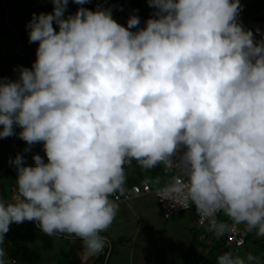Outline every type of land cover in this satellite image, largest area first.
Instances as JSON below:
<instances>
[{
	"label": "clouds",
	"instance_id": "obj_1",
	"mask_svg": "<svg viewBox=\"0 0 264 264\" xmlns=\"http://www.w3.org/2000/svg\"><path fill=\"white\" fill-rule=\"evenodd\" d=\"M50 2L53 12L26 26L38 43L31 69L0 77V139L19 127L24 151L42 143L47 158L12 161L15 191L0 197V264H17L5 236L26 221L49 237L79 239L83 259L101 253L132 161L176 169L161 200L194 205L215 236L233 230L217 219L223 213L264 237V37L239 22L240 0H147L155 11L143 28L136 15L124 27L110 8L65 17L69 0ZM217 264L264 261L228 251Z\"/></svg>",
	"mask_w": 264,
	"mask_h": 264
},
{
	"label": "rangeland",
	"instance_id": "obj_2",
	"mask_svg": "<svg viewBox=\"0 0 264 264\" xmlns=\"http://www.w3.org/2000/svg\"><path fill=\"white\" fill-rule=\"evenodd\" d=\"M102 2L103 0H91L90 4H92L94 9H97L101 7ZM240 2L243 10L238 19L246 30L249 22L256 18L264 17V0H240ZM53 7L50 0H0V60L2 62H8L16 52L15 46L11 42L12 37H14L12 27L16 25L20 28L26 27L31 21L33 14H51ZM80 7L85 8V5H77L69 0L65 17L74 15ZM154 11L155 9L149 7L147 0H124L122 15H136L139 19L150 16L153 18ZM112 18L120 25L127 27V21L121 19L116 11L112 12ZM146 21H142L139 27H145ZM54 28L58 31V27L55 24ZM136 30L132 29V31ZM14 131L17 135L0 139V177L4 197L7 199L10 197L12 187L15 190L17 171L12 161L15 160L16 156L24 157L25 166H33L30 163L32 157L36 154H44L42 143L31 146L30 150L25 152L24 150L29 146L18 138V133L21 129L16 127ZM45 162H47L46 157ZM140 168L136 161L125 165L126 183L124 187L142 181L143 176ZM145 176L153 189L172 182L176 172L160 165L156 169L145 170ZM128 203L129 205H127ZM127 204H122L124 206L123 209L130 212L127 214L125 211H120L115 218L116 223L118 222L127 227V231L124 232L126 236L125 244L128 248L135 241L134 239H136L138 244L143 238L141 244L143 247L146 246L145 255L147 259L143 261L134 259L133 264H185L184 258L187 255L185 250L187 246L190 247L191 241H193V253L190 259L195 261L196 264H209L212 253L224 237V235L221 237L215 236L214 233L208 231L207 225L200 231L196 230L193 212H184L170 219H164L153 194L131 196ZM121 217L124 218L123 223L118 220ZM217 219L221 222L233 223L224 214L217 215ZM237 227L244 233V225H237ZM18 234H25V236L20 238ZM244 235L246 236L245 244L236 250L230 248L228 251L241 257L251 253L264 261V237H257L255 232L244 233ZM195 236H198L196 241L193 240ZM114 238L115 236H112V239ZM129 239H131V242ZM145 239H148L146 240V245ZM70 243L72 242L67 239V236L49 237L40 231L38 223L26 221L21 224L13 223L10 226V230L5 236L4 248L9 259L14 258L17 264H40L48 260L60 261L55 256L58 254L60 257L61 252H66L67 248H71ZM164 243L167 248L176 249L178 247L179 249L178 251L164 254L162 251ZM133 247H135V244H133ZM135 251L138 253V250L135 249ZM179 252L180 254L185 253L181 255L180 259L177 258L176 260ZM36 256H41L42 258L41 261H38L39 263L34 258ZM126 260L127 263L130 262L127 258ZM113 261L114 259L109 264H112ZM120 263L125 264L122 260Z\"/></svg>",
	"mask_w": 264,
	"mask_h": 264
},
{
	"label": "crops",
	"instance_id": "obj_3",
	"mask_svg": "<svg viewBox=\"0 0 264 264\" xmlns=\"http://www.w3.org/2000/svg\"><path fill=\"white\" fill-rule=\"evenodd\" d=\"M140 172H141V175L143 176L142 180L147 181L145 178L146 177L145 176V169H143L141 167ZM130 186L131 185H129L128 187H124V190H128ZM12 189H13V187H12ZM153 189H155V188H153ZM137 198H139V197H137ZM127 202L128 201L117 202L119 205V210L117 213H120V211H125L128 214V212H130L128 210L123 209L124 206L122 204L123 203L127 204ZM127 205H129V203ZM131 212H133V211L131 210ZM118 220L120 223H123L124 218L121 217V219L118 218ZM195 229H196V227H195ZM125 231H127V227L123 226L122 224H119L118 222L116 223V220H114L110 229L106 233H102V235H104L106 237V239L108 240V242H109L108 245L105 247V249L102 251V253H99L96 256H92V257H90V259H88V258L83 259L82 258V250L83 249H82V244H81L79 239L67 237V239L72 242V243H70L71 248H67L66 252H61L60 257L58 256V254L55 256L56 258L58 257L60 259V261L54 262L52 260H48L45 263H40V264H109L112 261V259H114L112 264H121L120 263L121 260L125 264H133L134 259H136V260L141 259V261L146 260L147 259L146 255H145V247L146 246L143 247L141 244L143 238L138 242V244H137L136 239H134L135 241L133 243H131L130 247L127 248V246L125 244L126 243V236L124 235ZM190 234H191V232H190ZM57 236H60V235H57ZM112 236H115V238L112 239ZM129 240L131 242V239H129ZM146 240H148V239H145V245L147 243ZM133 244H135V247H133ZM165 246H166V244L164 243L163 249H162L164 254H166V253L168 254V252L178 251V249H179L178 247L176 249H172L171 247L167 248V246L166 247ZM68 247H69V245H68ZM188 248H189V246H187L185 252H187ZM135 249L138 250V253L135 251ZM103 254H104V258H102ZM183 254H180V252H179V254L176 257V260H177V258L180 259L181 255H183ZM34 258L37 260V262L41 261V259H42L41 256H36ZM126 258L128 260H130L129 263H127ZM8 259H9V257H8ZM10 260H15V259L11 258ZM141 261H139V262H141ZM175 264H177V263H175Z\"/></svg>",
	"mask_w": 264,
	"mask_h": 264
},
{
	"label": "trees",
	"instance_id": "obj_4",
	"mask_svg": "<svg viewBox=\"0 0 264 264\" xmlns=\"http://www.w3.org/2000/svg\"><path fill=\"white\" fill-rule=\"evenodd\" d=\"M84 5L85 8L95 11V9L90 3H86ZM100 8L103 9L110 8L112 12L116 11L119 17L125 21H128L129 17L132 16V15H127V16L122 15V11L124 8V0H103ZM149 18L152 17L151 16L145 18L143 17L142 19H140V24H142L141 23L142 21H145ZM262 22H264V17L256 18L255 20L249 22L248 28H252ZM12 28L14 32V37H12L11 42L15 46L16 52L8 62L4 63L0 60V77L5 78L6 80L15 81L19 77V70L21 68H27L29 66V69H31L30 65L32 67L33 63L36 60V49L38 48V43H29V39H28L29 30L27 27L20 28L16 25L13 26ZM40 156H42L45 160L46 157L45 154H40ZM30 163L34 166L33 159L30 160ZM1 182L2 180L0 177V184ZM1 188L3 192L2 184H1ZM3 197H4V192H3ZM18 235L20 238H23L25 236V234H18ZM193 240L196 241L197 236L193 237ZM192 242L193 241H191V245L187 251V255L184 258L185 264H196L195 261H192V259H190V256L193 253ZM222 245H223V239L220 244H217L216 249L211 255V260L209 261V264H217L218 256L223 254L224 252H228V249H223ZM102 258H104V254Z\"/></svg>",
	"mask_w": 264,
	"mask_h": 264
},
{
	"label": "built area",
	"instance_id": "obj_5",
	"mask_svg": "<svg viewBox=\"0 0 264 264\" xmlns=\"http://www.w3.org/2000/svg\"><path fill=\"white\" fill-rule=\"evenodd\" d=\"M246 30L253 31L254 35H256V39L259 40L262 37H264V22L259 23L252 28H247ZM257 30H259V32H257ZM171 170L175 171L177 174L176 169H171ZM170 183L163 185V186H160V187H157L155 189H152L147 181L142 180L136 184L131 185L129 187V189L124 190V192L122 194L118 193L117 196L114 197L113 199H115L116 202H121V201H128L131 196L153 194L154 197L156 198L159 210H160L164 219H170V218H172L174 216H178L184 212H193L195 227L197 230L200 231V229H202L206 224L201 225L198 223L199 217L196 213V209H195L194 205L191 208L186 210V209L179 207L178 205L173 207L171 202H169L167 200H161L162 199V195H161L162 190L167 185H169ZM14 191H15L14 189L11 190L10 197L7 199V198L3 197V192H2V188H1V184H0V197H3V199L5 201H9L11 199L12 195L14 194ZM220 214H223V213H218L217 215H220ZM224 223L231 225L233 230L230 232H227L224 235V237L222 238L223 239L222 248L223 249L232 248V249L236 250L237 248L243 246L246 242V236L244 235V233L238 229L237 225H234L233 223L231 224L227 221H225ZM88 259H90V257H88Z\"/></svg>",
	"mask_w": 264,
	"mask_h": 264
},
{
	"label": "water",
	"instance_id": "obj_6",
	"mask_svg": "<svg viewBox=\"0 0 264 264\" xmlns=\"http://www.w3.org/2000/svg\"><path fill=\"white\" fill-rule=\"evenodd\" d=\"M92 5V4H91Z\"/></svg>",
	"mask_w": 264,
	"mask_h": 264
}]
</instances>
